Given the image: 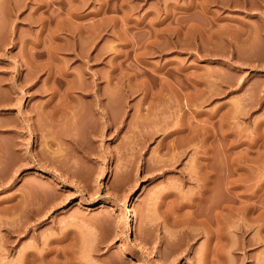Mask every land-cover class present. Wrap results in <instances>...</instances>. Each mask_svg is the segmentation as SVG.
Here are the masks:
<instances>
[{"label": "rangeland", "instance_id": "1", "mask_svg": "<svg viewBox=\"0 0 264 264\" xmlns=\"http://www.w3.org/2000/svg\"><path fill=\"white\" fill-rule=\"evenodd\" d=\"M40 252L264 264V0H0V264Z\"/></svg>", "mask_w": 264, "mask_h": 264}, {"label": "bare ground", "instance_id": "2", "mask_svg": "<svg viewBox=\"0 0 264 264\" xmlns=\"http://www.w3.org/2000/svg\"><path fill=\"white\" fill-rule=\"evenodd\" d=\"M53 55H54V54H53ZM53 55H52V56H53ZM74 57H75V56H74ZM84 73H85V72H84ZM52 76H53V75H52ZM72 79H73V78H72ZM73 80H74V79H73ZM80 81H81V80H80ZM116 81H117V80H116ZM75 82H76V81H75ZM73 83H74V82H73ZM118 83H119V82H118ZM118 83H117V84H118ZM120 83H121V82H120ZM120 83L118 84V86L120 85ZM74 84H75V83H74ZM81 84H82V83H81ZM114 84H116V83H114ZM117 84H116L115 86H117ZM67 85H68V84H67ZM70 85H71V84H70ZM70 85H68L69 88H70ZM76 85H77V84H76ZM97 85H98V84H97ZM85 86H86L85 89H87V86H88V85L86 84ZM115 86H114V87H115ZM72 87H73V86H72ZM74 87H76V86H74ZM114 87H113V88H114ZM120 87H121V85H120ZM122 87H123V86H122ZM67 88H68V87H67ZM89 88H90V87H89ZM115 88H116V87H115ZM205 88H207V87H205ZM74 89H75V88H74ZM79 89H80V88H79ZM85 89H84V90H85ZM117 89H118V88H117ZM117 89H116V90H117ZM69 90H70V89H69ZM75 90H76V89H75ZM77 90H78V88H77ZM80 90H82V89H80ZM88 90H89V89H88ZM118 91H119V90H118ZM202 92H205V91L202 90ZM209 92H210V91H209ZM209 92H208V93H209ZM66 93H67V91L65 92V94H66ZM210 93H211V92H210ZM206 95H209V94L206 93ZM66 96H67V95H66ZM200 96H201V94H200ZM209 96H210V95H209ZM206 97H207V96H206ZM74 100H75V99H74ZM61 102H62V101H61ZM69 102H70V101H69ZM71 102H73V101L71 100ZM161 102H162V101H161ZM187 102H188V101H187ZM63 103H64V102H63ZM65 103H66V102H65ZM67 103H68V102H67ZM74 103H75V102H74ZM69 104H70V103H69ZM69 104H68V105H69ZM71 104H72V103H71ZM77 104H78V103H77ZM93 104H94V103H93ZM158 105H159V103H158ZM158 105H157V106H158ZM160 105H161V104H160ZM60 106L62 107V105H60ZM73 106H74V105H73ZM70 107H71V106H67V108L65 107L66 109H64L63 111L67 110V109L70 108ZM63 108H64V107H63ZM71 108H72V107H71ZM71 108H70V109H71ZM73 108H74V107H73ZM101 108H102V107H101ZM58 109H59V108H58ZM61 109H62V108H61ZM103 109H104V107H103ZM54 110H55V109H54ZM68 110H69V109H68ZM104 110H105V109H104ZM51 111H52V110H51ZM63 111H61L60 114L64 116ZM71 111H73V110L71 109ZM93 111H94V110H93ZM158 111H159V110H158ZM160 111H161V110H160ZM46 112H47V111H46ZM46 112H45V113H46ZM66 112H67V111H66ZM66 112H65V113H66ZM56 113H57V112H56ZM58 113H59V111H58ZM71 113H72V112H71ZM100 113H101V112H100ZM161 113H162V112H161ZM49 114H50V112H49ZM52 114H53V113H52ZM54 114H55V111H54ZM60 114H59V115H60ZM66 114H68V113H66ZM61 115L59 116L60 118L62 117ZM66 116H67V115H66ZM105 116H106V115H105ZM59 117H58V118H59ZM99 117H100V116H99ZM99 117H98V119H99ZM106 120H107V119H106ZM108 121H109V119H108ZM163 121H164V120H163ZM158 123H159V122H158ZM105 124H106V122H105ZM109 124H110V122H109ZM161 124H162V122H161ZM157 125H158V124H157ZM110 126H111V125H110ZM159 126H160V125H159ZM161 127H162V126H161ZM159 130H161V129H159ZM182 130H183V129H182ZM180 131H181V129L174 130V131L170 132V134H171V133L175 134V133H178V132H180ZM99 132H100V131H99ZM181 132H182V131H181ZM168 133H169V132H168ZM196 133H197V132H196ZM223 133H225V132H223ZM223 133H222V134H223ZM193 134H194V133H193ZM165 135H166V134H165ZM194 135H195V134H194ZM225 136H226V135H225ZM225 136H224V137H225ZM188 137H189V136H188ZM190 137H191V136H190ZM190 137H189V139H190ZM192 138H194V136H193ZM189 139H188V140H189ZM192 140H193V139H192ZM227 181H228V180H227ZM229 182H230V181H229ZM232 182H233V181H232ZM232 182H230V183H232ZM200 190H201V189H200ZM199 192H200V191H199ZM99 207H103V205L101 204ZM127 222H128V220H127ZM134 244H135V249H136V250H138V251H143V245H142L139 241L135 240V241H134ZM33 257H40V260L42 261V259H43L44 257H47V252H43V253L40 252L38 256H37V255H33ZM130 257H131V258L129 259L130 261L136 259V256H134V255H131ZM44 260H45V259H44ZM39 262H40V261H39ZM44 262H45V261H44ZM44 262L42 261V262H40V263L43 264ZM44 264H45V263H44Z\"/></svg>", "mask_w": 264, "mask_h": 264}]
</instances>
